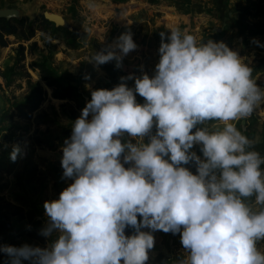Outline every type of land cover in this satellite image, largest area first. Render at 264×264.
I'll return each instance as SVG.
<instances>
[{"label": "clouds", "instance_id": "1", "mask_svg": "<svg viewBox=\"0 0 264 264\" xmlns=\"http://www.w3.org/2000/svg\"><path fill=\"white\" fill-rule=\"evenodd\" d=\"M159 36L151 76L90 91L60 148L69 183L42 205L45 245L0 244L3 264H147L157 231L179 235L177 264H264V156L237 128L264 87L222 41ZM136 49L125 32L89 63L119 68Z\"/></svg>", "mask_w": 264, "mask_h": 264}, {"label": "rangeland", "instance_id": "2", "mask_svg": "<svg viewBox=\"0 0 264 264\" xmlns=\"http://www.w3.org/2000/svg\"><path fill=\"white\" fill-rule=\"evenodd\" d=\"M5 8L22 11L37 29L29 42L22 41L30 32L25 29L21 41L10 36L5 38L8 47L0 45V205L8 207L4 213L11 220L9 245H45V238L38 235L46 222L42 205L56 199L69 183L60 179V148L70 136L71 122L90 100L91 90H110L129 74L151 76L158 62L161 31L167 34L179 28L194 35L197 43L224 42L249 64L256 83L264 87V47L252 43L255 38L264 45V0H0V9ZM45 13L61 16L64 26L40 31L45 30L41 20ZM125 32H131L137 49L123 58L122 69L114 61L99 66L89 63L96 51ZM20 45L25 48L22 64L17 63ZM42 65L59 77L75 78L77 92L72 100L54 98L53 90L40 78ZM132 83L128 81L129 86ZM30 85H40L46 92L43 105L34 113L25 105ZM137 101L143 98L137 96ZM237 128L253 133L255 150L264 156V104L237 122ZM13 144L23 150L15 162L8 159ZM32 168H37L40 181L18 189L16 174ZM153 235L147 264H177L184 258L178 234L157 231ZM259 246L264 251V242Z\"/></svg>", "mask_w": 264, "mask_h": 264}, {"label": "trees", "instance_id": "3", "mask_svg": "<svg viewBox=\"0 0 264 264\" xmlns=\"http://www.w3.org/2000/svg\"><path fill=\"white\" fill-rule=\"evenodd\" d=\"M42 23L45 25V30L40 31L45 32L50 29L54 25L45 20L44 16H41ZM25 29H29L30 32L28 35L22 38L23 42H29L35 37V32L37 29L33 28V23H30L27 17H22L19 20H10L7 21L5 19H0V45L2 47H8V43L6 41V37L13 36L16 39H20L21 31ZM47 32V31H46ZM21 41V39H20ZM33 47H37L35 44ZM25 62V48L20 45L19 50L17 51V63L22 64ZM40 78L46 83L47 87L53 90L54 98L61 101L72 100L77 90L73 83L76 81L74 77L64 74V76L59 77L55 74L51 69L47 66L42 65L39 68ZM31 94L26 102V109L30 113H34L43 105L46 92L40 85H30ZM242 131V130H241ZM250 139L254 140V135L247 129L246 131H242ZM264 143V137H263ZM264 145V144H263ZM256 146V143L254 147ZM199 154V153H198ZM15 186L18 189H24L26 186H31L33 182H39L40 177L38 175L37 168L25 169L22 172H19L15 176ZM8 207L0 205V244H6L8 237L12 233V227L10 225V216L5 214V210ZM29 221L33 220L32 215L29 216ZM5 257L3 254H0V261H4Z\"/></svg>", "mask_w": 264, "mask_h": 264}, {"label": "water", "instance_id": "4", "mask_svg": "<svg viewBox=\"0 0 264 264\" xmlns=\"http://www.w3.org/2000/svg\"><path fill=\"white\" fill-rule=\"evenodd\" d=\"M43 16L46 21L53 24L56 28H60L64 26V19L57 14L45 13ZM22 17H23L22 11L18 9H14V8L0 9V19H5L7 21H10V20H19ZM121 67H123L122 63L119 68Z\"/></svg>", "mask_w": 264, "mask_h": 264}]
</instances>
